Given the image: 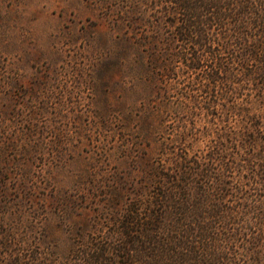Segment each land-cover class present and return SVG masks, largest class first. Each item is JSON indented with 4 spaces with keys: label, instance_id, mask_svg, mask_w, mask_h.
I'll return each mask as SVG.
<instances>
[{
    "label": "rangeland",
    "instance_id": "obj_1",
    "mask_svg": "<svg viewBox=\"0 0 264 264\" xmlns=\"http://www.w3.org/2000/svg\"><path fill=\"white\" fill-rule=\"evenodd\" d=\"M151 14L135 0H0V264H94L96 248L122 262L125 221L137 230L161 192L144 170L205 162L216 130L250 121L209 122L183 77L159 95L165 66L140 43L171 28Z\"/></svg>",
    "mask_w": 264,
    "mask_h": 264
},
{
    "label": "trees",
    "instance_id": "obj_2",
    "mask_svg": "<svg viewBox=\"0 0 264 264\" xmlns=\"http://www.w3.org/2000/svg\"><path fill=\"white\" fill-rule=\"evenodd\" d=\"M135 2L171 28L166 42L147 37L140 43L148 45L156 69L165 66L159 95H169L183 77L185 98L213 114L209 122L242 115L250 121L238 130H216V149L205 162L180 158L144 170L161 192L137 230L128 226L132 220L125 221L114 248L123 261L113 263L264 264V0ZM162 44L168 48L159 51ZM228 157L244 162H226ZM95 251L92 263H112L105 250Z\"/></svg>",
    "mask_w": 264,
    "mask_h": 264
}]
</instances>
